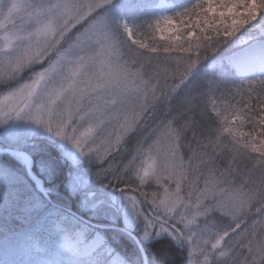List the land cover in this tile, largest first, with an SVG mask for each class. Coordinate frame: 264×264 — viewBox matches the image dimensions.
<instances>
[{"label": "snow or ice", "instance_id": "1", "mask_svg": "<svg viewBox=\"0 0 264 264\" xmlns=\"http://www.w3.org/2000/svg\"><path fill=\"white\" fill-rule=\"evenodd\" d=\"M110 4L0 0V53L18 49L0 82L28 73L0 92V242L24 264H132L110 241L134 230L159 243L157 264L185 248L181 264H264V177L252 196L236 177L241 149L264 157V79L227 96L192 79L254 22L264 57V0H196L122 32L100 14ZM219 64L225 76L238 62ZM21 119L35 128L8 127ZM16 220L30 222L22 238Z\"/></svg>", "mask_w": 264, "mask_h": 264}, {"label": "rangeland", "instance_id": "2", "mask_svg": "<svg viewBox=\"0 0 264 264\" xmlns=\"http://www.w3.org/2000/svg\"><path fill=\"white\" fill-rule=\"evenodd\" d=\"M175 6L172 1L170 0H111V4L106 6L104 9L101 10L100 14L105 18V20L109 23V25L113 28V31L116 32H122V29H119L116 25V22L119 21L121 23H127L130 27L134 28L132 22V16L138 15L142 9L146 8H152L155 9L160 15L164 16V14L170 10L173 9ZM139 10V11H138ZM131 23V24H130ZM11 27V25H9ZM251 45L249 38L242 39V42L240 43V47L238 50H236L233 54H230L228 56H235V60H238L237 58L239 55L243 53V50L246 49ZM18 54V49H14L11 51H8L6 53H0V62H3L7 58L13 57ZM241 57V56H240ZM201 67H197V69L194 70L193 74H195ZM206 69L209 72H217L220 68L219 59L216 60H210L208 61L205 66H202V69ZM239 77H248L251 76L254 79H257L258 77L264 76V68L263 73H247V72H238L236 68L234 67L232 69ZM192 74V75H193ZM214 74V73H213ZM28 75L27 72L22 73L19 77L15 79H10L7 81V83L0 82V92H3L5 88H12L15 87L17 84L21 83L23 79ZM252 80H245L244 82H249ZM27 112V110H26ZM4 126L0 125V130L3 129ZM9 128H23V129H33L35 128L34 125L30 123V121H27L26 119H21L18 121H11L8 124ZM43 132V130H40ZM185 156H187L188 149H183ZM243 151V149H241ZM253 159L255 161L259 159H264V157H257L253 156ZM12 164L14 166H20L19 160H12ZM262 170V168H261ZM257 172L254 174V176H248L246 173H240L239 175L242 176H236L237 183L240 184L241 182L244 183V187L242 189V195L252 196L256 194L261 186H262V177H264V173L262 171ZM238 174V172H236ZM239 177H242L239 179ZM174 187V186H173ZM24 229H18L16 230L20 236V238L24 235V230L29 227L30 222L23 221ZM133 232H135L133 230ZM135 236V241L132 239L127 238L130 243H134L136 248H133L131 251H126L127 253H123L122 251H118L112 244V247L115 251V254L119 256L122 260H131L132 264H157L159 252L154 257L148 258V255H146V249L144 247L145 243L148 242H142V238L137 234ZM137 241H140V243H137ZM110 243H112L110 241ZM137 244V245H136ZM0 245H3V247H0V253L3 256V258L6 261V264H24V260L26 258H22L21 255L16 254L12 250V246L9 242H0ZM133 246V247H134ZM160 247L157 248V251ZM7 249V251L5 250ZM183 252L184 261L186 260V253L187 249H179ZM45 255L47 256H54L55 253L53 251L47 252Z\"/></svg>", "mask_w": 264, "mask_h": 264}, {"label": "trees", "instance_id": "3", "mask_svg": "<svg viewBox=\"0 0 264 264\" xmlns=\"http://www.w3.org/2000/svg\"><path fill=\"white\" fill-rule=\"evenodd\" d=\"M170 1L173 2L175 7L173 9L168 10L164 14V16L173 15L178 11H182L185 8L191 7L196 2V0H170ZM139 12L140 13L138 15L132 16V22H133V25L135 26L133 29L137 31H145L147 26L150 23L162 17V15H160L155 9H152V8H146V9L144 8ZM262 20H264V18H262ZM258 27H259V23L254 22L253 25L248 26V28L243 30L241 33L237 34L236 37H233L229 41L228 45L223 50H221L220 52L216 54H213L209 60L202 62V64L198 66L201 68L195 74L192 75V79L199 80L201 78H204V79H212L215 81H220L219 86L213 89V93L215 96H227L233 88L246 83L244 82L245 80L264 79V76L258 77L257 79H254L251 76L239 77L233 70H231V72L225 76H220L218 75L219 70L217 72H213L214 73L213 74L212 72L207 71L205 68L202 69V66L204 67L208 61L216 60V59H219L220 57L228 56L232 54L233 52H235L236 50H238V48L240 47V43L242 42V39L249 38V35L254 34V30ZM148 42H151V38L148 39ZM156 42L162 43V41L159 40L158 35L156 37ZM173 103H174L173 111L180 112L187 105V97L178 96L177 99ZM191 139L192 137L189 134L186 137V140L191 141ZM183 149H187V148L185 147ZM253 156H256V155L252 154L251 152H248L245 149L241 151V155L238 160L239 171H237L238 174H236V176H242V175H239L240 173L242 174L246 173L248 176H252V175L254 176L255 173L260 172L261 168H262L261 170L262 173H264V165L257 163V161L253 159ZM36 159H38V157ZM10 163H12V161H10ZM32 170L37 175H41L39 173V169L35 165V162L33 163ZM241 178L242 177H239V179ZM9 226L11 228H14L15 230L22 229V228L24 229L23 221L21 220L10 221ZM133 233L134 235H137L135 232ZM112 244L118 251H122L123 253H127L126 251L129 252L133 248H136V246H134L135 245L134 243L133 244L130 243V241L124 237H121L116 242H112ZM144 247L146 249V255H148V258H151L158 254L159 251H157V248L160 247V245L157 242H153L151 245H149L148 243H145ZM50 251L51 250H49L48 252ZM173 251L176 256L177 264H181V262L184 261L183 252L179 249H174Z\"/></svg>", "mask_w": 264, "mask_h": 264}, {"label": "bare ground", "instance_id": "4", "mask_svg": "<svg viewBox=\"0 0 264 264\" xmlns=\"http://www.w3.org/2000/svg\"><path fill=\"white\" fill-rule=\"evenodd\" d=\"M255 45L251 44L243 50V53L237 58L238 72L252 73L262 71L264 68V57H261L259 52L255 51ZM241 56V57H240ZM234 59L235 56H231Z\"/></svg>", "mask_w": 264, "mask_h": 264}]
</instances>
